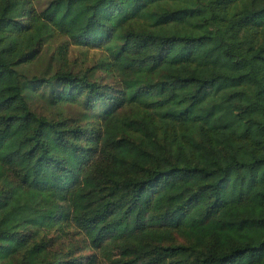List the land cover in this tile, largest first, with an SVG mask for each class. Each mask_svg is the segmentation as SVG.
<instances>
[{
  "label": "trees",
  "instance_id": "obj_1",
  "mask_svg": "<svg viewBox=\"0 0 264 264\" xmlns=\"http://www.w3.org/2000/svg\"><path fill=\"white\" fill-rule=\"evenodd\" d=\"M36 1L0 0V264H264V0Z\"/></svg>",
  "mask_w": 264,
  "mask_h": 264
},
{
  "label": "rangeland",
  "instance_id": "obj_2",
  "mask_svg": "<svg viewBox=\"0 0 264 264\" xmlns=\"http://www.w3.org/2000/svg\"><path fill=\"white\" fill-rule=\"evenodd\" d=\"M38 2V0L36 1ZM46 1H44L45 3ZM94 52H91V54ZM50 52L48 53L44 52L43 58L41 61H37L33 67L32 71L38 73L42 72L46 69L47 67V60L50 58ZM99 54H97L98 56ZM79 51L71 49L69 52V58L71 60L76 59L79 57ZM236 225L234 223V211L233 207H228L225 208L215 219H212L208 226H206L203 229H198V231L201 234H206L208 232H215L216 236L220 239H222L230 230L235 229ZM140 231V230H138ZM146 234H138L135 235L134 239L130 243H125L120 245L117 248H114L112 251H105V252H100L98 251V256H99V264H119V261L121 260L122 257L130 254V253H136L138 249L142 247L141 244V238ZM80 236L75 235L72 237V242L74 244H77L78 241L80 240ZM66 243H69V241H66ZM176 243H186L183 238L178 237ZM79 246L83 245L81 243L77 244ZM91 250H84L80 254V256H87L90 254ZM96 252V251H95Z\"/></svg>",
  "mask_w": 264,
  "mask_h": 264
}]
</instances>
